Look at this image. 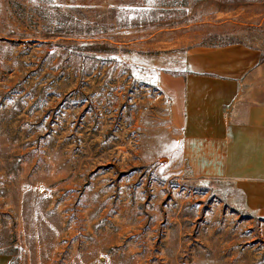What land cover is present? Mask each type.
<instances>
[{
	"label": "rangeland",
	"instance_id": "1",
	"mask_svg": "<svg viewBox=\"0 0 264 264\" xmlns=\"http://www.w3.org/2000/svg\"><path fill=\"white\" fill-rule=\"evenodd\" d=\"M185 34L264 58V0H0V264H264L143 65Z\"/></svg>",
	"mask_w": 264,
	"mask_h": 264
},
{
	"label": "crops",
	"instance_id": "2",
	"mask_svg": "<svg viewBox=\"0 0 264 264\" xmlns=\"http://www.w3.org/2000/svg\"><path fill=\"white\" fill-rule=\"evenodd\" d=\"M151 43L143 65L169 101V137L192 178L264 217V60L245 43L208 46L195 34ZM146 62V64H145Z\"/></svg>",
	"mask_w": 264,
	"mask_h": 264
},
{
	"label": "trees",
	"instance_id": "3",
	"mask_svg": "<svg viewBox=\"0 0 264 264\" xmlns=\"http://www.w3.org/2000/svg\"><path fill=\"white\" fill-rule=\"evenodd\" d=\"M263 60H264V58H263Z\"/></svg>",
	"mask_w": 264,
	"mask_h": 264
}]
</instances>
